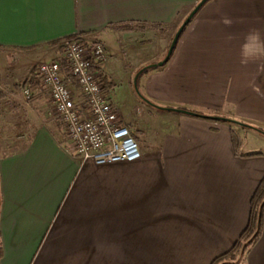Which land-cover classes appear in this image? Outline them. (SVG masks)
I'll list each match as a JSON object with an SVG mask.
<instances>
[{
  "label": "crops",
  "instance_id": "1",
  "mask_svg": "<svg viewBox=\"0 0 264 264\" xmlns=\"http://www.w3.org/2000/svg\"><path fill=\"white\" fill-rule=\"evenodd\" d=\"M199 2L0 0V264H211L238 240L264 176V139L247 135L264 138V0H208L137 76ZM78 34L104 45L114 107L120 82L143 115L136 162L81 161L48 115L34 68ZM135 78L155 106L251 128L159 111ZM235 264H264V222Z\"/></svg>",
  "mask_w": 264,
  "mask_h": 264
},
{
  "label": "built area",
  "instance_id": "2",
  "mask_svg": "<svg viewBox=\"0 0 264 264\" xmlns=\"http://www.w3.org/2000/svg\"><path fill=\"white\" fill-rule=\"evenodd\" d=\"M60 47V58L38 64L34 75L49 98L48 115L62 126L76 156L97 166L138 161V141L122 124L101 81L104 45L78 34L62 40ZM22 94L27 104L32 91L26 88Z\"/></svg>",
  "mask_w": 264,
  "mask_h": 264
},
{
  "label": "trees",
  "instance_id": "3",
  "mask_svg": "<svg viewBox=\"0 0 264 264\" xmlns=\"http://www.w3.org/2000/svg\"><path fill=\"white\" fill-rule=\"evenodd\" d=\"M184 29H183V31H184ZM157 31L159 33H163V29H161V28H159ZM174 49H175V47H174ZM174 49H173V51H174ZM173 51H172V53H173ZM143 72H145V71H143ZM29 82L30 81L28 80L27 83H29ZM105 85H106V87H109L107 84H105ZM140 95H141L142 99H144V100H142L138 96L142 102H144L145 104H147L150 107L157 109L155 107V105L152 104L149 100H147L144 96H142V94H140ZM157 110L163 111L162 109H157ZM179 110H184V109H179ZM184 111L194 113L195 116H193V117L202 119L201 117H199L202 114H200L198 112L189 111V110H184ZM165 112H170V111H165ZM224 123H227V122H224ZM252 129H254L256 132H258L259 134L264 136L263 130H261L259 128H252ZM258 155L259 154H252L249 156L252 157V156H258ZM263 222H264V176L261 179V181L259 182L256 190L254 191V193L250 199L249 217H248V223L246 225V228L240 234L238 240L234 243V245L231 247V249L227 253H225V254L217 257L216 259H214L211 264H235L239 260H241L246 255V253H248V251L258 241L260 234L262 232Z\"/></svg>",
  "mask_w": 264,
  "mask_h": 264
},
{
  "label": "water",
  "instance_id": "4",
  "mask_svg": "<svg viewBox=\"0 0 264 264\" xmlns=\"http://www.w3.org/2000/svg\"><path fill=\"white\" fill-rule=\"evenodd\" d=\"M207 1L208 0H200V2L191 10V12L188 14V16L185 18L183 23L180 25V27L178 28V30L174 34L164 58L160 62H158L156 64H152V65L146 66L145 68L141 69L137 73V76L140 75L143 71H146L148 69H152V68H156V67H162L168 61V59L171 56L172 51H173V49H174V47H175V45H176V43L178 41V38H179L180 34L182 33L183 29L190 23L192 18L204 6V4ZM137 76H136V78H137ZM136 78L134 79V90H135L136 94L142 99L140 93L138 92V90L136 88ZM142 100H144V99H142ZM156 108L157 109H162L163 111H170V112H174V113H180V114H184V115H188V116H192V117L195 116L194 113H191V112H188V111H184V110L170 109V108H159V107H156ZM199 117H201L202 119H205V120L227 122V123L234 124V125H237V126L250 128V126H247L245 124L239 123V122L234 121V120L221 118V117H216V116L212 117V116H204V115H200Z\"/></svg>",
  "mask_w": 264,
  "mask_h": 264
},
{
  "label": "rangeland",
  "instance_id": "5",
  "mask_svg": "<svg viewBox=\"0 0 264 264\" xmlns=\"http://www.w3.org/2000/svg\"><path fill=\"white\" fill-rule=\"evenodd\" d=\"M185 20V19H184ZM183 20V21H184ZM183 21H182V23H183ZM181 23V24H182ZM180 24V25H181ZM180 27V26H179ZM178 30V29H177ZM160 40H162V39H160ZM57 48L58 49H61V47H60V43L59 44H57ZM60 55L61 54H59V56L57 57V59H59L60 58ZM0 59H1V57H0ZM56 59V60H57ZM116 86H115V95H113V98H114V100H115V102H116V109H118L117 111H118V116L123 120V123L122 124H124V125H127V126H129L130 127V129L132 128V129H135L134 128V123H135V116L134 115H136L137 116V114H138V116H140V115H142L137 109H135V108H132L131 107V103H130V100H129V96H128V94L125 92V89H124V87H122V85H120V82H116V84H115ZM38 87H39V89H41V87L38 85ZM26 88H28V87H22L21 88V91L22 90H24V89H26ZM136 88H137V85H136ZM137 90H138V88H137ZM41 91H42V89H41ZM138 92H139V90H138ZM140 93V92H139ZM141 94V93H140ZM134 96L136 97V98H138V99H140L139 97H138V95L136 94V92L134 91ZM141 100V99H140ZM113 103V102H112ZM114 105V104H113ZM156 107H158V106H156ZM160 108V107H159ZM143 116V115H142ZM141 123V122H140ZM238 129H241L240 127H238ZM134 132H135V137L137 136V139L139 140V138H138V133H136V130H134ZM247 135L248 136H255L256 138H259V140H263L264 138L262 137V136H260V135H257L255 132H253V131H248L247 132ZM261 138V139H260ZM248 139V138H247ZM245 140H246V138H245ZM241 141H242V144H241V146H240V148H241V150L242 151H246L247 150V148H244L243 146H244V144L246 143V141H244V138H241ZM248 141V140H247ZM248 143H249V141H248ZM254 146V145H253Z\"/></svg>",
  "mask_w": 264,
  "mask_h": 264
}]
</instances>
